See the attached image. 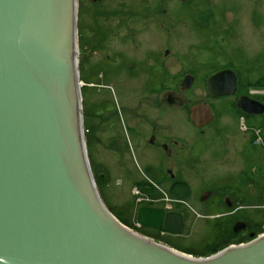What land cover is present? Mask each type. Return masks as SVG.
Returning <instances> with one entry per match:
<instances>
[{
	"label": "water",
	"instance_id": "obj_1",
	"mask_svg": "<svg viewBox=\"0 0 264 264\" xmlns=\"http://www.w3.org/2000/svg\"><path fill=\"white\" fill-rule=\"evenodd\" d=\"M77 5L0 0V264H264V234L194 257L108 210L84 138ZM235 84L225 68L208 76L206 90L233 94ZM237 105L264 113V103L245 94ZM190 115L197 126L212 118L205 102Z\"/></svg>",
	"mask_w": 264,
	"mask_h": 264
},
{
	"label": "flooded vegetation",
	"instance_id": "obj_2",
	"mask_svg": "<svg viewBox=\"0 0 264 264\" xmlns=\"http://www.w3.org/2000/svg\"><path fill=\"white\" fill-rule=\"evenodd\" d=\"M88 1L95 5L96 15L105 14V19L117 15L111 17L112 25H103V21L99 23L98 32L90 38L92 49L90 45L82 43L84 52H88L83 56L81 65L91 52L95 54L97 66L105 63V70L95 71L94 82L98 90L95 137L99 182H109L107 169L120 173L123 182L135 188L132 189L135 203L128 204L125 214L136 216L138 227L161 243L170 240L172 244L165 243L181 251H189V255L194 257H201L219 247L223 249L241 244L242 170L234 171L221 163L231 146L215 143V136L206 138V141L203 139L209 126L220 125L218 112L230 114L233 111V119L239 114L237 125L241 130L242 112L258 117L262 113L250 114L237 105L242 93L238 92L237 74L232 68L236 74L235 92L217 96L207 93L208 76L228 67L214 69L201 78L207 96L225 100V107L215 108L212 103L203 100L187 103L183 95L194 89L198 75L194 68L188 66L191 70L184 73L180 71L176 75L167 72L170 69L167 60L170 49L161 35L139 39L140 34L133 32L134 48H117L115 46L118 44L112 42L111 36L120 35L123 42L131 36L132 31L119 32L121 24H125L126 28L133 22L135 29L143 30L149 24V17L143 20L144 17L138 12L126 10L124 5L116 9L101 6L99 10L97 7L104 0ZM152 1L151 5L146 3L144 8L147 5L149 9L157 7L162 2ZM140 18H143L141 23ZM90 77L83 75L85 87L91 84V80H88ZM257 100L264 103L261 99ZM199 102H205L212 115L211 120L202 126H197L190 115V108ZM83 127L87 131L84 118ZM222 131L218 130L217 135L222 137ZM239 136L242 138V132ZM208 141L211 145L206 143ZM232 146L235 153L241 152L242 156V145ZM204 154L211 160H203ZM247 174L253 179L246 168L243 175ZM178 200L185 204L192 201L198 208L183 209L181 204L175 203ZM140 211L144 213L146 223L138 222ZM192 218L193 224L189 225ZM248 225L249 222L246 228ZM172 236H176L178 242L171 240Z\"/></svg>",
	"mask_w": 264,
	"mask_h": 264
},
{
	"label": "rangeland",
	"instance_id": "obj_3",
	"mask_svg": "<svg viewBox=\"0 0 264 264\" xmlns=\"http://www.w3.org/2000/svg\"><path fill=\"white\" fill-rule=\"evenodd\" d=\"M77 3L78 73L79 80L83 83L80 86L81 106L82 118L85 119L87 131L86 128L83 127V129L87 156L97 190L108 210L120 223L140 235L160 242L150 236L151 234L146 230L138 227L136 216L125 214L128 204L135 203L132 195V189L135 188L124 183L121 174L111 169H107L106 172L107 177L110 178L108 183L102 184L97 178L99 168L96 163L95 115L98 90L94 82L96 81L95 71L105 70V63L102 62L97 66L94 59L95 54L91 52L88 59L84 60L81 65L83 56L88 52H84L82 43L90 45L92 49L93 42L90 38L98 32L99 23L101 24L103 21V25H112L111 17H117V15H110L108 16L110 19H105L107 18L105 14L98 13L96 15L95 5L90 1L77 0ZM146 3L151 5L153 1L104 0L97 7L99 10L101 6L104 9H116L124 5L123 7H127L126 10L131 12L133 9L134 12H138L140 16L144 17V19L140 18V23L142 19L145 20L146 17H149V24L143 27V30L135 29L132 25L133 22L126 28L125 24H121L119 32L129 33L132 31L131 36H128L129 40L126 39L124 42L121 41L120 35L111 36L112 42L118 44L115 47L134 48L133 39L135 36L132 35L133 32L140 34L139 39L154 34L161 35L160 37L166 41V47L170 49L167 57L170 69L167 72L176 75L180 71L184 73L191 70L187 68L188 66L194 68L198 75L194 89L183 95L188 100L187 103L203 100L209 104L212 103L215 108L225 107L227 105L225 100H215L207 96L204 81L201 79L210 71L223 67L232 68L236 72L239 93L264 101V0H162L159 6L150 7V9L148 5L146 9L144 8ZM121 14L123 15V12ZM106 44H108L107 41ZM83 75L85 78L87 75H91L88 79L91 80V84L86 87L84 86L86 79L83 78ZM231 112L233 113V111ZM218 113L220 125L217 123V125L209 126L205 130L206 137L203 141H206V138L210 136H215L217 138L214 140L215 143L231 146L225 156L223 155L222 160L224 161L221 163L231 170H242V219L249 222L248 227L242 230V243H244L252 239L249 235L250 232H254L253 237L261 234L260 225L264 223V113L258 117L248 116L242 112V130L237 125L239 114L235 115V119H233L231 118L233 114L230 112V114ZM218 130L223 132L222 137L217 135ZM241 132L242 138L239 136ZM224 134H228V136ZM206 143L211 145L209 141ZM232 145H242V156L241 152L235 153ZM253 146L255 147L254 152L251 151ZM205 155L203 160H211ZM253 165L255 166L252 167ZM246 168L256 181L250 179L248 174L249 177L243 175ZM175 203L181 204L183 209L185 207L198 208L192 201H187L185 204L178 200ZM194 218L191 221L188 220L189 225L193 224ZM171 240L178 242L176 236H172ZM163 241L162 244L173 247L170 245L172 244L170 240ZM173 248L176 249V247ZM221 249L219 247L211 250L203 256H209ZM182 252L189 254V251L182 250Z\"/></svg>",
	"mask_w": 264,
	"mask_h": 264
},
{
	"label": "built area",
	"instance_id": "obj_4",
	"mask_svg": "<svg viewBox=\"0 0 264 264\" xmlns=\"http://www.w3.org/2000/svg\"><path fill=\"white\" fill-rule=\"evenodd\" d=\"M260 226H261L260 228H261V232H262V233L259 234V235H262V234H264V223H263L262 225H260Z\"/></svg>",
	"mask_w": 264,
	"mask_h": 264
}]
</instances>
